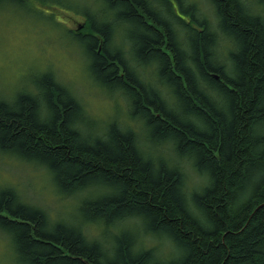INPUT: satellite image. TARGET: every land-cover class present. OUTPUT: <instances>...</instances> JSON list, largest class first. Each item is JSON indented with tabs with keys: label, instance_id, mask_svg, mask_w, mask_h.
<instances>
[{
	"label": "trees",
	"instance_id": "16d2710c",
	"mask_svg": "<svg viewBox=\"0 0 264 264\" xmlns=\"http://www.w3.org/2000/svg\"><path fill=\"white\" fill-rule=\"evenodd\" d=\"M205 1L112 0V7L100 0L96 10L93 4L77 10L59 0H0V11L30 5L53 16L59 9L83 17L81 29L65 27V32L71 45H84L92 79L112 94H123L130 118L145 130V140L170 143L174 154L191 161L206 179L201 189H189L185 165L169 166L156 159L141 145L136 127L115 120L101 127L72 88L46 72L34 92L18 93L11 102L0 98V155L46 171L57 195L78 199L77 214L71 221L52 219L48 210L26 202L16 188L0 187L15 197L12 201L5 196V210L9 202L34 210L30 231L0 232L11 264H132V258L137 264H264V15L247 0ZM255 1L264 5V0ZM122 13L127 16L108 45L111 56L119 59L97 49L120 70L117 81L105 84L91 72L95 54L75 37L94 34L103 44L107 38L96 32L93 19L104 24ZM173 32L184 71L170 47ZM195 33H200L198 53ZM160 36L163 47L153 42ZM159 52L171 61L169 72L178 75L184 87L183 101L174 85L160 83L164 64ZM197 56L200 65L207 68L210 62L216 69H207L211 79L201 74ZM121 60L137 83L127 78ZM185 71L192 73L195 89ZM47 84L54 85L51 103L48 89L41 86ZM60 89L68 94L63 98L80 109L70 122ZM161 107L164 111H158ZM149 112L163 123L150 124ZM125 189L124 205L106 210L111 223H93L79 211L85 203ZM133 206L157 210L152 213L158 217L155 226L146 216L121 211ZM170 226L174 231L154 230ZM92 230H98L97 235Z\"/></svg>",
	"mask_w": 264,
	"mask_h": 264
},
{
	"label": "rangeland",
	"instance_id": "374dc122",
	"mask_svg": "<svg viewBox=\"0 0 264 264\" xmlns=\"http://www.w3.org/2000/svg\"><path fill=\"white\" fill-rule=\"evenodd\" d=\"M59 1L77 10L87 6L84 0ZM247 1L264 15V5L258 6L255 0ZM205 2L204 0L203 3ZM91 4L96 10L100 0ZM46 9L51 12V9ZM54 15L57 18L30 5H12L0 11V98L11 102L18 93L34 92L36 81L41 75L52 72L70 91L72 88L101 127L114 120L124 127H136L140 143L146 151L156 159L167 161L169 166L174 162L185 165L189 189H201L206 184V179L196 173L191 161L174 154L170 143L159 145L145 140L141 134L145 130L130 118L123 94H112L92 79L84 45H71L65 32V27L81 29L84 18L59 9ZM210 15L212 16V12ZM8 186L16 188L26 202L48 210L52 219L59 217L58 219L71 221L72 216L77 214L78 199H65L57 195L46 171L14 157L0 155V187ZM92 233L97 235L98 230H92ZM0 244V264H11L8 254L3 253L4 250L8 251L5 241L0 239Z\"/></svg>",
	"mask_w": 264,
	"mask_h": 264
},
{
	"label": "snow or ice",
	"instance_id": "6c2138e0",
	"mask_svg": "<svg viewBox=\"0 0 264 264\" xmlns=\"http://www.w3.org/2000/svg\"><path fill=\"white\" fill-rule=\"evenodd\" d=\"M85 3L91 4L94 3L95 0H84ZM107 2L112 6L115 7L114 4H112V0H107ZM126 2V0H125ZM139 3L140 0H137ZM220 3H224L225 0H219ZM146 7V5H143ZM127 16V13H122L119 16H117L115 19H113L110 22L104 23V24H96L95 19H93V24L95 27L96 32L101 33L102 36L106 37L107 39L103 44L99 40L95 38V35H77L75 38L79 40L81 43L86 44L88 47L89 51L93 52L95 54V62L91 66V72L93 76L102 83L105 84H112L113 82L117 81V78L119 76V68L115 66L113 63L112 65H109V62L107 59H105L102 55L98 54L97 49H101L104 52H108L109 56L111 57L112 60L119 59V57H112L111 52L109 51L108 45L113 42V39L116 34V30L118 29V26L120 24V21L124 19ZM91 18V17H90ZM226 25V22H225ZM185 27H187L185 25ZM154 31V30H153ZM171 32V29H169ZM200 37V33H195L194 38H193V43L196 45V50L197 53L199 52V44L198 40ZM171 40L170 47L176 50L177 54V66L181 67V71H184L182 67V55L179 49V45L177 43L178 41V36L176 33H172L171 36L169 37ZM163 39L164 37L160 36L157 41H153L154 43H160L161 47H163ZM138 55H141V58L144 60H147V57H144L142 53H138ZM157 55L161 56L163 58V68L161 70V80L160 83L163 84L164 81L166 80L168 84H172L175 86L176 89V95L181 98V100H184V87L181 83V81L177 76H173L169 72V68L171 67V61L168 59L167 56L164 55L163 52L157 53ZM121 63H125L123 60H121ZM197 64L200 67L201 74L205 76L207 79H211L208 75L207 69H211L212 72H216V69L212 67L211 63L209 62L207 65V68L205 65H200L199 64V59L197 56ZM125 70L127 71V78L131 80L134 84L137 83L136 78L134 74L128 69L127 64L125 63ZM185 75L188 76L189 78V84L190 86L195 89V81L193 79V75L191 72L185 71ZM121 85L124 87H128L127 84L124 83L123 78H120L118 81ZM42 87H46L48 89V99L49 102L51 103V88L54 85L47 84V85H41ZM142 87V86H141ZM62 96H61V103L64 104L65 111L68 113V122L71 121L73 115L77 112L80 111L78 105H76L70 98L65 100L63 97L67 96V92H65L63 89H60ZM131 91V89H130ZM145 95H147V92H145ZM137 102L139 103V94H137ZM150 103L153 104L155 107L154 101L151 99L149 100ZM187 103L185 102V108L187 109ZM53 107H55L53 105ZM57 111V117H59V109H56ZM143 111H147L146 108L143 109ZM158 111H164V109L161 107L158 109ZM165 115H168V113L165 111ZM149 123L150 124H156L157 122L163 123V121H160V118L157 117H152V114L149 112ZM174 119V117H172ZM2 126V125H0ZM181 128L184 127L183 124L180 125ZM157 134H158V129H157ZM177 135H180L177 133ZM163 139V138H162ZM64 175L69 176L71 179H74L75 177H72L69 173H65ZM5 196L10 197L12 201L15 200L14 195L11 193L7 192H0V232H18L20 230H23L24 232L30 231V226L28 221L32 219V212L34 210L23 207V206H17L13 207V203L9 202L7 204V208L5 210ZM128 196V191L125 189L123 192L116 193L112 197L107 198V199H102L99 202H96L94 204H87L85 203V206L80 208L79 211L83 212L85 214V218L88 219L89 221L93 223H97L99 220L103 219L107 221L108 223H111L113 220L112 215L107 213V209H109L112 205H124L126 199ZM121 211L126 212L129 216H146L149 219L152 220L153 222V227L155 226V222L158 220V217L153 216L152 213L154 209H151L149 207L147 210L141 207H122ZM10 214V215H9ZM19 218L18 220L15 218ZM176 222L173 221L172 224H175ZM155 231L157 232H164V231H174V229L171 228H154ZM121 257H123V251H121ZM131 258V257H130ZM132 264H137V261L135 258H132Z\"/></svg>",
	"mask_w": 264,
	"mask_h": 264
}]
</instances>
